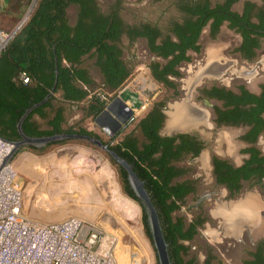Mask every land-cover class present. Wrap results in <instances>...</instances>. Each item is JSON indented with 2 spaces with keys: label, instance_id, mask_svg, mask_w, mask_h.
Segmentation results:
<instances>
[{
  "label": "trees",
  "instance_id": "obj_1",
  "mask_svg": "<svg viewBox=\"0 0 264 264\" xmlns=\"http://www.w3.org/2000/svg\"><path fill=\"white\" fill-rule=\"evenodd\" d=\"M25 1L16 0L17 7ZM157 1L167 4V11L176 12L165 24L161 20L127 21L122 15L124 0H113L108 7L102 6L99 0H39L25 26L0 53V137L9 142L19 141L18 123L22 116L49 94L51 97L24 119L22 129L26 135L38 137L65 132L100 137L81 126H66V108H55L52 102L56 93H61L65 101L78 103L91 96L92 99L78 109L83 118H95L105 103L92 95L99 85L94 72L98 74L100 85L108 91L123 86L133 72V64L124 58V39L131 42L144 39L154 58H160L149 64L153 78L174 89L177 83L170 76L182 75L179 66L191 60L189 51L200 52L199 38L206 26L215 37L228 22L227 26L241 35L237 51L248 60L258 55L264 39V0ZM237 4L241 5L240 9L235 8ZM71 6L76 7L74 22L69 16ZM22 72L30 77L29 83L21 80ZM204 93L210 99L223 101L221 106L215 107L218 123L249 126L242 137L249 142H255L264 132V83L259 94L242 85L240 93L217 86L205 89ZM164 104L163 101L155 103L135 129L118 143L105 142L132 163L145 181L159 211L172 263L201 264L189 255L184 241L193 240L202 223L187 224L183 216L176 217L175 213L198 191L197 181L188 175L189 167L182 164L189 156H197L204 145L195 136L171 138L160 134L165 121ZM49 110L54 111V116L46 122L48 128L45 129L34 116L47 118ZM68 111L71 114L75 109L71 107ZM67 142L70 141L34 150L45 152L47 147ZM27 148L32 147L22 146L19 151ZM245 152H251L252 156L240 168L213 157L218 183L239 191L241 179L255 178L264 189V154L256 148ZM118 167L126 191L138 201L128 185L125 170ZM144 223L151 238L145 214ZM250 256L253 259H248L246 264H264L262 251ZM214 259L215 256L209 254L204 264H214Z\"/></svg>",
  "mask_w": 264,
  "mask_h": 264
},
{
  "label": "rangeland",
  "instance_id": "obj_2",
  "mask_svg": "<svg viewBox=\"0 0 264 264\" xmlns=\"http://www.w3.org/2000/svg\"><path fill=\"white\" fill-rule=\"evenodd\" d=\"M5 1L0 0V30L6 34H11L14 29L16 30L23 20L32 14L39 2V0H26L18 8L16 0H8L6 3ZM99 1L104 7H108L113 2V0ZM124 1L122 15L132 23L161 20V23L165 24L171 16L176 14L174 10L167 11V4L161 1ZM4 3L5 5H3ZM240 7V4L235 6L236 9H240ZM69 16L74 22L76 19L75 6L69 8ZM240 43L241 35L227 25L222 26L215 37L211 35L209 26L206 27L200 38L201 51H189L191 60L180 64L179 69L182 75L180 78L173 79L178 87V93H176L174 89L165 87L153 78L149 64L152 60L160 58H154L146 41L138 39L131 42L124 39L122 43L124 58L133 64V72L119 90L127 87L130 96L136 93L137 98L139 97L136 99L138 104L141 105L142 102L146 101L148 105L136 117L137 119L126 125L115 138H110L102 132L96 125L95 118H82L78 127H84L100 136L104 141L114 145L135 129L138 119L145 116L154 103L163 101L171 107L169 112H171L172 119L167 121L168 127L165 126L167 131L164 129L165 133L169 132L170 127L175 124L180 125L183 120L188 118L186 106L183 107L182 105L188 95V84L198 72L204 70L208 63L219 62L226 65L232 62L230 67L226 66L229 73L230 70H244L245 68H252L258 62H264V39H262V46L259 49L256 62H249L240 55L237 51ZM228 73L224 74L221 79L207 78L204 82L233 88L238 85H245L251 91L259 92L260 85L264 81V64L258 67L252 78ZM99 80H97L99 85L95 90L111 92L101 86ZM200 83L198 84L200 85ZM133 91L135 93H131ZM193 97H195V91ZM190 101L191 103L194 102V106H202L194 99ZM201 108L207 110L208 113L211 112L204 106ZM180 128L184 129L183 126ZM198 128L204 135H208V137L206 136L207 147L204 149V154H208V163L206 160L204 163L206 155L203 161L191 163L188 175L199 180L198 192H203L211 189L209 173L212 154L227 157L234 163L240 162L242 142L239 137L243 133V129L231 127L205 129L201 126ZM258 147L264 151V136L258 143ZM33 159L41 161L33 163ZM11 161L15 166L17 178L24 191V211L30 218L38 222L49 223L42 218L44 215L55 217L57 214L63 213L64 215L60 217L62 219L70 216L84 219L107 231L112 235L113 240H116L115 257L117 264H133L134 256L138 264H159L152 240L146 232L144 210L140 202L132 198L126 191L120 168L113 162L108 153L88 141L71 140L66 144H55L47 147L46 152L39 153L37 157L33 156L28 149L18 150ZM188 163L186 159L182 165L187 166ZM40 166H45V168L41 169ZM48 166H57L60 167V170L53 173L47 168ZM251 194L256 196L255 207L258 208L256 210L252 206L251 209L248 208L250 220L247 224L251 225H249L250 236L245 227L240 228V225L243 224L241 220L239 224L232 225L229 223V227L226 225L227 233H224V230L218 233L217 229L221 225V218L211 216L209 210L213 209V203L208 202L204 211L194 208L195 198L188 199L182 205L175 216H183L187 223L193 218V214L210 219L206 222L208 226L202 225L199 228L193 240L184 242L189 247L188 253L191 257H196L201 264L204 263L209 254L215 256L214 264L245 263L249 251L253 249L252 242L264 241V192L257 186L249 187L238 199L240 203H244L249 199L248 195ZM48 200L56 201L61 207L54 212L47 211L44 202ZM248 202H246V207L249 205ZM62 219L59 220L62 221ZM59 220H51V222ZM243 222H247V219ZM226 223L228 224V222ZM209 230L215 231L217 234L212 236L207 233Z\"/></svg>",
  "mask_w": 264,
  "mask_h": 264
},
{
  "label": "built area",
  "instance_id": "obj_3",
  "mask_svg": "<svg viewBox=\"0 0 264 264\" xmlns=\"http://www.w3.org/2000/svg\"><path fill=\"white\" fill-rule=\"evenodd\" d=\"M0 30V53L10 41ZM30 82L27 73L20 75ZM122 87V86H121ZM121 87L119 89H121ZM93 91L106 104L116 97L134 109L138 117L148 102L138 104L137 94L127 98L129 89ZM119 90V91H118ZM14 144L0 137V264H117L115 242L107 231L78 217L57 222H38L24 211V191L12 161L5 163ZM133 264H138L133 257Z\"/></svg>",
  "mask_w": 264,
  "mask_h": 264
},
{
  "label": "flooded vegetation",
  "instance_id": "obj_4",
  "mask_svg": "<svg viewBox=\"0 0 264 264\" xmlns=\"http://www.w3.org/2000/svg\"><path fill=\"white\" fill-rule=\"evenodd\" d=\"M224 25H228V22H225L222 26H224ZM206 27H208V26H206ZM209 30H210V27H209ZM232 30H234V29H232ZM210 33H211V31H210ZM201 35H202V33H201ZM200 38H201V36H200ZM200 38H199V43H200ZM258 52H259V50H258ZM240 55H241V53H240ZM257 58H258V55L252 60H248L246 58L245 59L247 61H249V62H252V61L256 62ZM231 63H227L226 65H223V64H221L219 62L208 63L206 65V67H204V70H202V71H200V72H198L196 74L195 78H193L191 80V82L188 84V90H189L188 93L189 92L191 93L190 98L188 100L189 103H187V104L186 103H182L183 107L186 106V110H187L186 112L188 113L187 114L188 118L186 120H183L180 123V125H176L175 124L174 126L170 127V129H169L170 131L167 132V133L164 132V129L166 127H168V125H167L168 119H169V121H171L172 118H171V114H170L171 112H169L171 107L169 106L168 103L165 102V104L163 106V112L165 114V121H164V124H163L162 128L160 129V134L162 136H168V137H171V138L179 137V135H190V136H193V137L194 136L197 137L200 141L203 142L204 146L201 149L200 153L197 156H195V157L189 156V159H187V161L189 162L187 167L190 168L191 163H194L196 161H201V160L203 161V158L205 157V155H206V157L204 159V163H205V160L208 163V154L207 153L204 154V149L207 147L206 140H207L208 135H206V134L204 135L201 132V130L198 128L199 126L205 128V129H213V128H219V127H226V128L227 127H231V128H238V129L242 128L243 129V133L239 137L241 142H242L240 162L239 163H234L230 159H228L227 157L221 156L219 154H212L210 156V173H209L210 174V183H211L210 186H211V189L208 190V191L205 190L203 192H198L197 191L196 193H194V194L189 196V200L191 198H195L196 199V202L194 204V208L198 209L199 211H204L205 207H207L206 204H208V202L214 204L213 205V209L209 210V212H210L211 216L220 217L221 218V220H220V224L221 225L217 229L218 233H220L223 230L225 231L224 233H227L226 230H225L226 229L225 228L226 225H227V227H229L230 224H232V225L235 224V223L239 224L240 220H241L242 223L243 224L245 223V224L244 225L243 224L240 225V228H244L245 227L246 230H247L248 235L250 236L251 235V229L249 227L250 224L249 225L247 224L249 222L248 220H250V218L248 217V212H249L248 208L251 209V206L255 210H256V208H258V207H255V205L257 203L255 201L256 200V196H254V195L252 196V194L248 195L249 199L248 200L246 199L247 201H249L248 202L249 205H247L248 207L245 206L247 201H244V203L243 202L240 203L238 198H240L241 195L243 194V192L245 190H248L249 187L254 188V187L257 186V187H259V189L262 192H264V189L262 188L261 184L257 183V179H255V178L241 179L240 182H241L242 187L240 188L239 191H237V189H235V188L233 190H231L228 184L218 183L217 176L215 174V166H214V163H213V157L217 156V157L223 159L224 161H227V163L232 165L234 168H240L252 156L251 152H245L246 149H248V148H256V149H259L262 154H264V151L260 147H258V143L260 142L262 136H264V132L259 134V136H258V138L256 139L255 142H249V141H247V140L242 138L243 135H245L247 133V131L249 130V126L243 125V124L234 125V124H226V123L220 124V123H218L217 118L219 117V114H217V112L215 111V107L216 106H221L223 104V101H221V100L219 101L217 99H210L204 93L205 89H211L213 86L225 87L227 89L233 90L234 92L240 93V86L241 85H238L236 88H233V87H229V86H225V85H219L217 83H207V82L205 83L204 82V80L207 79V78H209V79H221L224 74L228 73L227 70H226V66L230 67ZM262 64H264L263 61L262 62H258L252 68H245L244 70H242V69H234V70H230L229 73H230V75H236V76L240 75V76H245V77H251L252 78L256 74L255 71H257L258 67L260 65H262ZM170 78L174 79V78H180V77L170 76ZM201 80H203L202 83H200ZM198 83H200V85ZM263 83H264V81L261 83V85ZM261 85H260L259 92H253L249 88H247L245 85H242V86H245L247 89H249L253 93L259 94L261 92ZM170 89H174V88H170ZM177 90H178V87L176 89H174V91H177ZM194 91H195V97H193ZM192 99H194L195 101L199 102L202 106H198V105L194 106V104H193L194 102L191 103V101H190ZM154 104H153V106H154ZM203 106L208 108L211 111L210 112L211 114L208 113L207 110L206 111H205V109L203 110L201 108ZM142 118H139L138 121H140ZM136 119L137 118H133L132 117L130 122H132V121H134ZM185 121H186V123H184ZM182 126L184 128L183 130H182V128H180ZM185 178H187V177H185ZM194 179L197 181L196 186H197V189H198L199 180L196 179V177H194ZM248 196H246V197H248ZM239 217H240V219H239ZM225 219H226V221H225ZM246 219H247V222H243ZM209 220H210L209 218L206 219V217H202V215H194L193 214V218L190 220V222L196 221L198 223H202L201 226L202 225L208 226L206 224V222H208ZM226 222H228V224ZM207 233L212 235V236L217 234V233H215V231H212V230L207 231ZM184 242H186V241H184ZM252 243H253V249H251L249 251L248 259H253V257L250 256V253H253V252L254 253H258L260 251H262L264 253V241L258 240L256 243H254V242H252ZM244 264H246V263H244Z\"/></svg>",
  "mask_w": 264,
  "mask_h": 264
},
{
  "label": "water",
  "instance_id": "obj_5",
  "mask_svg": "<svg viewBox=\"0 0 264 264\" xmlns=\"http://www.w3.org/2000/svg\"><path fill=\"white\" fill-rule=\"evenodd\" d=\"M31 14L29 15V17ZM29 17L27 19H29ZM27 22L22 23L20 27L13 31L10 35V39L13 38L21 27ZM56 86V85H55ZM191 93H188L184 103H189ZM51 94H49L44 101L36 103L22 116L18 123V130L21 135V139L14 144V149L11 154L5 159V163L11 161L13 156L22 146H31L37 148H43L47 145L59 141L65 140H85L91 144L99 147L115 161L126 172V179L130 189L132 190L135 197L140 202L144 214L146 217L147 227L151 236L153 246L156 251L159 264H173L170 256L169 243L166 240L159 211L153 202V198L146 188L145 181L142 180L138 173L135 171L134 166L126 158L119 155L109 144H107L101 137H95L81 133H55L52 135L30 137L26 135L22 129V123L24 119L38 106L45 103ZM134 109L123 99V97H116L110 103L106 104L103 110L95 117L94 121L96 125L101 129L102 132L107 134L110 138L116 137L126 125H128L133 117ZM7 141V140H6Z\"/></svg>",
  "mask_w": 264,
  "mask_h": 264
},
{
  "label": "crops",
  "instance_id": "obj_6",
  "mask_svg": "<svg viewBox=\"0 0 264 264\" xmlns=\"http://www.w3.org/2000/svg\"><path fill=\"white\" fill-rule=\"evenodd\" d=\"M7 2V0L5 1V3ZM5 3L3 4V5H5ZM4 7V6H3ZM28 21V20H27ZM71 22H72V20H71ZM27 23V22H26ZM25 23V24H26ZM25 24L21 27V29L25 26ZM20 29V30H21ZM15 30V29H14ZM19 30V31H20ZM18 31V32H19ZM17 32V33H18ZM17 35V34H16ZM15 35V36H16ZM14 36V37H15ZM94 75H95V77L97 78V80L99 79V77H98V74L96 73V72H94ZM100 81V80H99ZM129 93V92H128ZM127 92H126V97L127 98H129L130 96H129V94H128ZM55 99L53 100V102H52V104H53V106H55V108H60V107H65L66 108V110L64 111L65 112V114H66V126L67 125H74V126H76V128H78V125H80L81 123H80V121H81V119L83 118L82 117V112H81V110H79L78 109V106H82L84 103H85V101L87 102V101H90L91 99H92V97L91 96H88L87 97V99L84 101V102H80V103H78V102H68V101H65L62 97H61V93H56L55 94ZM71 107H73V109H75V111L73 112V113H71V114H68L69 113V108H71ZM54 116V111H52V112H50V110H49V113H48V117L47 118H43V117H41L39 114H36L35 116H34V118H35V120H37L39 123H41L42 124V127L43 128H45V129H47L48 127L46 126V122L49 120V119H52V117ZM74 140H78V139H74ZM69 141H71V140H69ZM64 144H66V143H64ZM60 145H62V144H60ZM52 146H54V145H52ZM31 147V146H30ZM44 148V147H43ZM28 150H30V152H31V154L33 155V156H35V157H37L38 155H39V153H41V154H43L44 152H38V151H36V150H34V149H41V148H37V147H32L31 149L30 148H27ZM46 152V151H45ZM38 154V155H37ZM28 161H29V158H28ZM39 161H41V160H38V159H33L32 160V162L34 163V162H39ZM43 162V161H42ZM41 167V169H44L45 168V166H40ZM48 169H50V171H53V173H56V172H59L58 170H60V167H57V166H55V167H47ZM32 169L34 170V168H33V166H32ZM32 170V171H33ZM44 204H45V208L47 209V211H49V212H54V211H56L57 209H59L60 207H61V205H59L56 201H52V200H48V201H45L44 202ZM64 214L63 213H61V214H57V216H55V217H52V216H45L44 215V217H42L45 221H47V222H51V220H59V219H62V218H60L61 216H63ZM70 217H72V216H70ZM64 219H66L65 217H63ZM67 218H69V217H67ZM64 219H62V220H64ZM59 221H61V220H59ZM54 222H57V221H54Z\"/></svg>",
  "mask_w": 264,
  "mask_h": 264
},
{
  "label": "bare ground",
  "instance_id": "obj_7",
  "mask_svg": "<svg viewBox=\"0 0 264 264\" xmlns=\"http://www.w3.org/2000/svg\"><path fill=\"white\" fill-rule=\"evenodd\" d=\"M28 17H29V16H28ZM28 17H26V18L23 20V22H25V21L27 20ZM23 22H22V23H23ZM22 23H21L20 25H22ZM19 27H20V26H19ZM19 27H18V28H19ZM18 28H17V29H18ZM17 29H16V30H17ZM16 30H15V31H16ZM143 84H144V82H143ZM142 86L144 87V85H142Z\"/></svg>",
  "mask_w": 264,
  "mask_h": 264
}]
</instances>
